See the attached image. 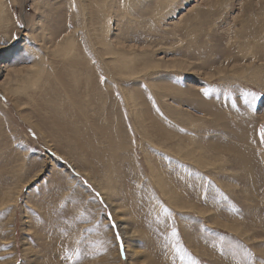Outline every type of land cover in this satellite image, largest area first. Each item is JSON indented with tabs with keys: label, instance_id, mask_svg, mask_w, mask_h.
Masks as SVG:
<instances>
[{
	"label": "rangeland",
	"instance_id": "1",
	"mask_svg": "<svg viewBox=\"0 0 264 264\" xmlns=\"http://www.w3.org/2000/svg\"><path fill=\"white\" fill-rule=\"evenodd\" d=\"M100 2L0 0V264L264 261V0Z\"/></svg>",
	"mask_w": 264,
	"mask_h": 264
},
{
	"label": "snow or ice",
	"instance_id": "2",
	"mask_svg": "<svg viewBox=\"0 0 264 264\" xmlns=\"http://www.w3.org/2000/svg\"><path fill=\"white\" fill-rule=\"evenodd\" d=\"M204 94L208 95V92L205 91ZM246 96H251L253 99L256 98V94L254 92L246 93ZM233 107H235V105H233ZM260 137H261V142L264 143V128H261L260 130ZM75 175H78V174H75ZM88 188L90 189V185L88 186ZM95 195L98 197L99 193H96ZM167 214L169 216L171 215V213H167ZM165 239L167 240L168 237H165ZM171 240L174 241V244L172 245L173 251L176 257H178L179 260L182 262V264H183V261H185L186 259L190 261V264H199V261L193 260L191 258V254L188 252L186 247L183 245L181 238H180V234L174 223L171 227ZM221 252H223V249H221ZM76 255H78V253H76ZM242 255L244 256L245 264H257L255 254L250 249L243 247ZM63 259L71 260L72 255H69L66 253ZM259 264H264V261H260Z\"/></svg>",
	"mask_w": 264,
	"mask_h": 264
},
{
	"label": "bare ground",
	"instance_id": "3",
	"mask_svg": "<svg viewBox=\"0 0 264 264\" xmlns=\"http://www.w3.org/2000/svg\"><path fill=\"white\" fill-rule=\"evenodd\" d=\"M107 2V3H106ZM109 2V3H108ZM98 10L99 13H101V15H103V34H104V38H103V42H107V35H108V31L110 28V18L107 17L108 15V11L110 10L109 8L111 7V0H101L100 3H98ZM112 9V8H111ZM27 11H30V9H27ZM108 12V13H107ZM107 13V15H106ZM102 17V16H101ZM35 86V85H34ZM178 151L186 158H189L193 152L191 149H189L187 146L184 145H178ZM192 157H190L189 159H191ZM202 160H205L204 157H200ZM155 177L159 180V182L162 181V177L159 174H155ZM170 200L177 206V207H183L182 204L184 203L183 198L180 197L177 194H173V195H169ZM192 207H196V205H191Z\"/></svg>",
	"mask_w": 264,
	"mask_h": 264
}]
</instances>
